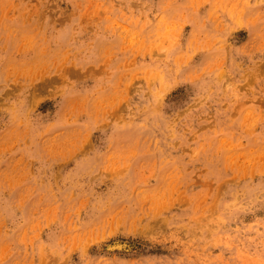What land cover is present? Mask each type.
<instances>
[{
	"label": "rangeland",
	"instance_id": "rangeland-1",
	"mask_svg": "<svg viewBox=\"0 0 264 264\" xmlns=\"http://www.w3.org/2000/svg\"><path fill=\"white\" fill-rule=\"evenodd\" d=\"M0 264H264V0H0Z\"/></svg>",
	"mask_w": 264,
	"mask_h": 264
}]
</instances>
